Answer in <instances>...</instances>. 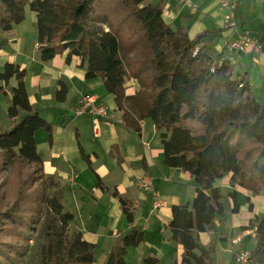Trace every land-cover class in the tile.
<instances>
[{"label":"trees","instance_id":"obj_1","mask_svg":"<svg viewBox=\"0 0 264 264\" xmlns=\"http://www.w3.org/2000/svg\"><path fill=\"white\" fill-rule=\"evenodd\" d=\"M166 3L0 0V32L23 22L28 7L36 15L41 61L65 52L67 63L72 56L80 58L85 79L99 78L115 96L118 110L125 115L137 112L152 122L160 134L164 163L189 173L195 186L190 207H171V240L184 249L181 264H212L215 243L196 254L195 234L225 216L214 182L230 174L231 188L264 198V98L257 100L247 72H235L222 54L207 50L206 39L222 30L190 39L186 21L177 29L164 21ZM133 51H143L144 56L129 59ZM23 78L24 70L16 64L6 63L0 72L6 86L12 79L16 82L9 89L10 125L0 130V264H94L95 245L70 228L74 217L62 204L64 186L43 173L34 135L44 130L50 137L51 127L30 105ZM128 79L138 83L132 97L124 93ZM66 95V86L59 83L56 102H64ZM82 157L87 161L83 152ZM112 195L131 224L127 203L117 192ZM229 196L235 214V193ZM242 231H253L251 258L264 264V217L253 216ZM244 239L242 249L252 236ZM142 241L138 228L121 235L105 264H126V249ZM143 264L158 261L149 257Z\"/></svg>","mask_w":264,"mask_h":264},{"label":"crops","instance_id":"obj_2","mask_svg":"<svg viewBox=\"0 0 264 264\" xmlns=\"http://www.w3.org/2000/svg\"><path fill=\"white\" fill-rule=\"evenodd\" d=\"M185 1L167 0L164 21L172 29L186 21L190 39L204 31L222 30L209 35L207 50L212 55L222 54L235 72H247L257 100H262L264 0H228L236 6L237 32L225 29L226 12L220 7L221 0ZM34 23L35 13L26 7L23 22L13 25L8 32H0V43H3L0 46V72L6 63L16 64L24 70L23 82L29 103L50 124V137L44 130L35 132L36 152L41 158L44 175L56 178L64 186L62 204L74 217L71 230L80 232L83 240L95 245L94 264H105L116 239L133 228L141 230L143 241L126 249V264H143L149 257L156 259L158 264H181L184 249L171 240L169 225L171 207H190L195 197V186L189 173L169 168L164 163L160 134L152 122L138 117L137 112L125 115L118 110L115 96L106 92L99 78L85 79V65L80 58L72 56L67 63L65 52L49 61H41ZM242 33L259 36L258 52H237L231 48ZM59 83L67 88L62 103L55 100ZM13 84H16L14 79L7 86L0 82L1 131L10 125L7 109L11 99L9 89ZM124 90L125 96L132 97L138 90L137 81L128 79ZM86 96L94 97L95 104L105 106L113 119L108 124L99 118L98 136L93 134L91 118L73 113L76 102ZM119 119L125 124H119ZM141 177L151 181L152 192L138 187L137 179ZM230 178L228 174L214 182L226 208L225 216L216 217L206 231L195 234L196 254L215 243L212 264H232L233 254L242 250L244 237L250 235L242 228L253 216L264 217V198L240 187L231 188ZM113 192L127 203L133 216L131 224ZM230 193H235L238 205L235 214L230 212L233 205ZM254 245L252 235L244 249L251 253Z\"/></svg>","mask_w":264,"mask_h":264},{"label":"built area","instance_id":"obj_3","mask_svg":"<svg viewBox=\"0 0 264 264\" xmlns=\"http://www.w3.org/2000/svg\"><path fill=\"white\" fill-rule=\"evenodd\" d=\"M185 2H188L187 0ZM220 7L226 12L225 22L228 30L237 32L238 24L236 21V6L234 2L228 0H221ZM260 40L256 37L248 36L247 34H239L237 39L230 45L231 48L237 52H258L260 50ZM75 116H88L92 120L93 134L98 136L99 122L102 118L106 123L110 124L111 119L108 109L99 104H95V99L92 96H86L76 102L73 107ZM118 123L124 125L122 119ZM137 184L140 189L146 192H152V183L148 178L141 177L137 179ZM155 207H158V202H155ZM249 234L253 235V231ZM232 264H260L251 258V253L245 249L237 251L233 254Z\"/></svg>","mask_w":264,"mask_h":264},{"label":"rangeland","instance_id":"obj_4","mask_svg":"<svg viewBox=\"0 0 264 264\" xmlns=\"http://www.w3.org/2000/svg\"><path fill=\"white\" fill-rule=\"evenodd\" d=\"M28 24V22H26ZM34 27H35V23H34ZM131 57H128L129 59L130 58H133V57H142L144 56V53L143 51H133L132 54H130ZM14 86V84H13ZM188 126L192 127V128H195V124L194 123H191V122H188L187 123ZM7 175V169H5L3 172H2V177H5ZM251 231H248V233H250ZM251 235V234H250ZM252 236V235H251ZM26 264V263H25Z\"/></svg>","mask_w":264,"mask_h":264}]
</instances>
